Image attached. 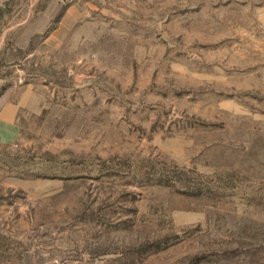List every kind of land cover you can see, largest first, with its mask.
<instances>
[{
	"label": "rangeland",
	"instance_id": "374dc122",
	"mask_svg": "<svg viewBox=\"0 0 264 264\" xmlns=\"http://www.w3.org/2000/svg\"><path fill=\"white\" fill-rule=\"evenodd\" d=\"M0 264H264V0H0Z\"/></svg>",
	"mask_w": 264,
	"mask_h": 264
},
{
	"label": "crops",
	"instance_id": "0c3cea01",
	"mask_svg": "<svg viewBox=\"0 0 264 264\" xmlns=\"http://www.w3.org/2000/svg\"><path fill=\"white\" fill-rule=\"evenodd\" d=\"M20 106V103L13 101L9 96H0V146L14 142L19 135L17 122Z\"/></svg>",
	"mask_w": 264,
	"mask_h": 264
}]
</instances>
